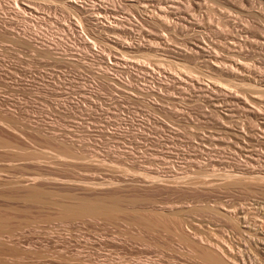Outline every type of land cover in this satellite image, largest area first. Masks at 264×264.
I'll list each match as a JSON object with an SVG mask.
<instances>
[{
	"label": "rangeland",
	"instance_id": "rangeland-1",
	"mask_svg": "<svg viewBox=\"0 0 264 264\" xmlns=\"http://www.w3.org/2000/svg\"><path fill=\"white\" fill-rule=\"evenodd\" d=\"M0 219L19 264H264V0H0Z\"/></svg>",
	"mask_w": 264,
	"mask_h": 264
},
{
	"label": "bare ground",
	"instance_id": "bare-ground-1",
	"mask_svg": "<svg viewBox=\"0 0 264 264\" xmlns=\"http://www.w3.org/2000/svg\"><path fill=\"white\" fill-rule=\"evenodd\" d=\"M229 177H230V175H229ZM236 179H232L233 181L235 180V182H227L226 184L225 183L224 184L221 183V185H224V188L225 187H227V188L230 187L231 188L234 185L236 187V184L240 181V180H238V182H237ZM232 180H229V181H232ZM241 182L243 183V181H241ZM30 197L34 201L44 202L42 193L37 188H35V187H32L31 188ZM61 209H62L63 216L66 217V218H76V217L78 218V217H85V216H90V217L108 216L109 217L114 212L119 211L120 210V207H119V204L117 202L110 204V203H107V202L101 201V200H91L89 198H82V199H79V200H75V201H72V202H66V203L61 204ZM226 214H229V213H226ZM230 217L232 218L233 216H230ZM227 218H228V216H227ZM232 219H235V218H232ZM232 219H231V221L234 222L235 220L233 221ZM235 223H237V222L235 221ZM238 224H239V222H238ZM6 227H7L6 223L3 220L0 219V264H19L17 261H14V262H12V261L10 262L9 261V258L8 257H12V256L18 255L19 254V249L16 248V247H14V246H6V244L4 242V239H3L4 236H5V234H6V232H7L6 231L7 230ZM7 236L8 237H12L13 234L12 233H9ZM196 244H197V241H196ZM199 245H200V243L198 244V246ZM201 247H202L201 248L202 250H200V252H199L200 254L199 255H200V258L206 264H231V262H230L231 260L225 259L222 255L219 254V252H217L216 250H214V248L212 249L210 247H207L206 245H205V247L204 246H201ZM3 256H6V257H3ZM17 258H18V256H17Z\"/></svg>",
	"mask_w": 264,
	"mask_h": 264
}]
</instances>
